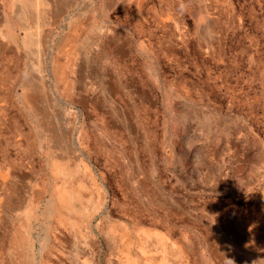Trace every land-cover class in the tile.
<instances>
[{
	"label": "rangeland",
	"instance_id": "obj_1",
	"mask_svg": "<svg viewBox=\"0 0 264 264\" xmlns=\"http://www.w3.org/2000/svg\"><path fill=\"white\" fill-rule=\"evenodd\" d=\"M34 1L0 0V264H264V0Z\"/></svg>",
	"mask_w": 264,
	"mask_h": 264
},
{
	"label": "bare ground",
	"instance_id": "obj_2",
	"mask_svg": "<svg viewBox=\"0 0 264 264\" xmlns=\"http://www.w3.org/2000/svg\"><path fill=\"white\" fill-rule=\"evenodd\" d=\"M64 1V0H63ZM36 2V3H35ZM34 4H36V6L38 7L39 6V16L41 17V18H44V17H46L47 15H48V11H47V9H48V7L49 6H51V4H50V1L49 0H35L34 1ZM62 8V7H61ZM55 10V9H54ZM54 10H52V11H54ZM51 11V10H50ZM51 11V12H52ZM50 12V13H51ZM54 13V12H53ZM52 13V14H53ZM57 13V12H56ZM61 13V12H60ZM18 15H21V14H19L18 13ZM58 15H60L59 13H58ZM50 16V15H49ZM55 17V16H54ZM53 17V18H54ZM35 18V17H34ZM38 18V17H37ZM52 18V17H51ZM26 19V18H25ZM36 19V18H35ZM34 20V19H33ZM52 20V19H51ZM48 21V20H47ZM25 24V23H24ZM27 25H28V34H29V36H30V38H32L33 37V34H34V26L32 25L31 26V28H30V26H29V24H28V22L26 23ZM71 41L73 42V44H75L76 45V43L78 42V40L76 39V38H72L71 39ZM94 39H93V43H94ZM88 44H89V41H88ZM34 46V45H33ZM2 50V49H1ZM65 61V60H64ZM64 64V63H63ZM61 72V71H60ZM89 88V87H88ZM30 93V92H29ZM35 94H37V93H35ZM31 95V94H30ZM74 95V94H73ZM113 95V94H112ZM110 97V96H109ZM36 98V97H35ZM34 99V98H33ZM65 99V98H64ZM109 99V98H108ZM22 100V99H21ZM36 100V99H35ZM29 103V102H28ZM38 103V102H37ZM67 103V102H66ZM34 105V104H33ZM36 106V105H35ZM35 106H33V107H35ZM117 106V105H116ZM37 107V106H36ZM44 107V106H43ZM32 108V107H31ZM39 108V107H38ZM37 108V109H38ZM42 108V107H41ZM40 110V109H39ZM66 110V109H65ZM128 110V109H127ZM127 110H125V111H127ZM29 111V110H28ZM38 111V110H37ZM46 113H48V112H46ZM30 114V113H29ZM17 116V115H16ZM128 116V115H127ZM31 117V116H30ZM29 118V117H28ZM18 138V137H17ZM55 140V139H54ZM76 140V139H75ZM72 141V140H71ZM31 143H32V141H31ZM30 149V148H29ZM41 150V149H40ZM83 154V153H82ZM55 155V154H54ZM29 164V163H28ZM5 166V165H4ZM8 169V168H7ZM24 169V168H23ZM19 171V170H18ZM7 172V171H6ZM15 172V171H14ZM23 173V172H22ZM19 176V175H18ZM29 176V175H28ZM27 176V173H26V177H28ZM35 177V176H34ZM19 178H20V176H19ZM36 178V177H35ZM32 179V178H31ZM5 181V180H4ZM25 183V182H24ZM11 184H12V182H11ZM10 184V185H11ZM59 184V183H58ZM53 185V184H52ZM13 186V185H12ZM24 186V185H23ZM59 186H60V184H59ZM58 186V187H59ZM16 187V186H15ZM31 187V186H30ZM50 187H52V186H50ZM18 188V187H17ZM16 188V189H17ZM25 188V187H24ZM2 189V188H1ZM27 189V188H26ZM22 191V190H21ZM27 191V190H26ZM82 192V191H81ZM84 192V191H83ZM18 193V192H17ZM47 194V193H46ZM85 195V194H84ZM87 195V194H86ZM30 197V196H29ZM49 197V196H48ZM4 198V197H3ZM32 199V198H31ZM28 200V199H27ZM41 202V201H40ZM12 203V202H11ZM14 204V203H13ZM182 205V204H181ZM15 206V205H14ZM17 206V205H16ZM26 206V205H25ZM8 207V206H7ZM40 207H41V204H40ZM66 208V209H71V206L70 205H68L67 203H65V201L60 197V195H58V192L56 191L55 193H54V196H53V198H52V200H51V202H50V206L48 207V210H55V212L57 211V209H60V208ZM28 208V207H27ZM37 208V207H36ZM26 209V208H25ZM112 209V208H111ZM17 210V209H16ZM1 211V210H0ZM43 211V210H42ZM98 211V210H97ZM67 213H68V210H67ZM111 213V212H110ZM23 214V213H22ZM30 214H31V212H30ZM24 215V214H23ZM37 215V214H36ZM49 216V215H48ZM110 216V215H109ZM51 217V216H50ZM111 217V216H110ZM217 217V216H216ZM33 218V217H32ZM62 219H64V220H66L67 222H69L70 221V219H71V216H67V217H62ZM94 219V218H93ZM142 220V219H141ZM219 220V219H218ZM91 221V220H90ZM93 221V220H92ZM222 221V220H221ZM219 222V221H218ZM191 223V222H190ZM90 224V223H89ZM195 224V223H194ZM216 224V223H215ZM53 225V224H52ZM143 225V224H142ZM35 226V225H34ZM38 226V225H37ZM46 226V225H45ZM51 226V225H50ZM134 226H135V224H134ZM33 227V226H32ZM55 227V226H54ZM58 227V226H57ZM63 227V226H62ZM91 227V226H90ZM95 227V226H94ZM53 228V227H52ZM93 228V227H92ZM119 228V227H118ZM23 229V228H22ZM131 229V228H130ZM6 230V229H5ZM29 230H30V228H29ZM216 230V229H215ZM44 231V230H43ZM48 231V230H47ZM103 231V230H102ZM218 232V231H217ZM95 233V232H94ZM223 233V232H222ZM31 234V233H30ZM69 235V234H68ZM230 236V235H229ZM46 237V236H45ZM69 237V236H68ZM133 237V236H132ZM24 238V237H23ZM31 238V237H30ZM56 238V237H55ZM54 238V239H55ZM73 238V237H72ZM93 238V237H92ZM160 238V237H159ZM42 239V238H41ZM158 239V238H157ZM161 239V238H160ZM36 240V239H35ZM47 240V239H46ZM45 240V241H46ZM49 240V239H48ZM47 240V241H48ZM52 240V239H51ZM225 240V239H224ZM3 241V240H2ZM39 241V240H38ZM69 241V240H68ZM105 241H106V239H105ZM109 241V240H108ZM108 241H106V242H108ZM22 242V241H21ZM52 242H53V240H52ZM152 242V239H151V236H150V234H145V235H143L142 237H141V243H142V246H143V248H142V257H141V260L142 261H140V263L141 264H165L164 263V261L162 260V261H158V262H156V261H152L151 260V256H148L147 254H146V250H145V247L149 244V243H151ZM157 242H158V240H157ZM50 243V242H49ZM71 243V242H70ZM110 243V242H109ZM53 244V243H52ZM55 244V243H54ZM209 244V243H208ZM211 244V243H210ZM71 245V244H70ZM235 245V244H234ZM23 246V245H22ZM65 246V245H64ZM199 246H200V244H199ZM229 246V245H228ZM35 247V246H34ZM132 247V246H131ZM237 248H238V246H236ZM81 248V247H80ZM210 248V247H209ZM230 248V247H229ZM56 250H57V248H55ZM73 250V249H72ZM214 250V249H213ZM55 251V250H54ZM217 251V250H216ZM215 251V252H216ZM235 251V250H234ZM238 251V250H237ZM42 252V251H41ZM40 252V253H41ZM48 252V251H47ZM53 252V251H52ZM62 252V251H61ZM132 252V251H131ZM240 252V251H239ZM39 254V253H38ZM230 254V253H229ZM42 255V254H41ZM47 255V254H46ZM224 255V254H223ZM245 255V254H244ZM45 256V255H44ZM66 256V255H65ZM246 256V255H245ZM40 257V256H39ZM123 257V256H122ZM225 258V257H224ZM227 258V257H226ZM41 259V258H40ZM238 259V258H237ZM185 260V259H184ZM229 260V259H228ZM40 261V260H39ZM129 261H131L130 259H126L125 258V260H122V261H120V264H131ZM221 261V260H220ZM61 262V261H60ZM38 263V262H37ZM44 263V262H43ZM106 263V262H105ZM175 263V262H174ZM217 263V262H216ZM229 263V262H228ZM70 264V263H69ZM207 264V263H206ZM218 264V263H217Z\"/></svg>",
	"mask_w": 264,
	"mask_h": 264
},
{
	"label": "crops",
	"instance_id": "obj_3",
	"mask_svg": "<svg viewBox=\"0 0 264 264\" xmlns=\"http://www.w3.org/2000/svg\"><path fill=\"white\" fill-rule=\"evenodd\" d=\"M83 35H84V34L81 32V33H79V35H76L75 38H76L77 40H78L79 38L82 39ZM82 40H83V39H82ZM76 44H77V43H76ZM74 46H76V45L74 44ZM76 47H77V46H76Z\"/></svg>",
	"mask_w": 264,
	"mask_h": 264
}]
</instances>
